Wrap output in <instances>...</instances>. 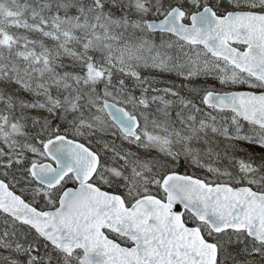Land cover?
Masks as SVG:
<instances>
[{
    "label": "snow or ice",
    "instance_id": "snow-or-ice-1",
    "mask_svg": "<svg viewBox=\"0 0 264 264\" xmlns=\"http://www.w3.org/2000/svg\"><path fill=\"white\" fill-rule=\"evenodd\" d=\"M0 264H264V0H0Z\"/></svg>",
    "mask_w": 264,
    "mask_h": 264
}]
</instances>
